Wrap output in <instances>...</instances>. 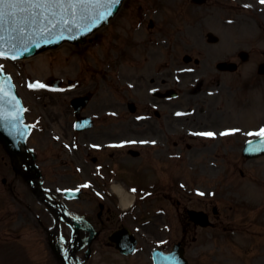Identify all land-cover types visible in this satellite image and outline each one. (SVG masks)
<instances>
[{
    "label": "flooded vegetation",
    "instance_id": "af4514ba",
    "mask_svg": "<svg viewBox=\"0 0 264 264\" xmlns=\"http://www.w3.org/2000/svg\"><path fill=\"white\" fill-rule=\"evenodd\" d=\"M197 66L191 75L202 77L198 80L193 92L187 97L181 96L178 101H162L153 95L147 94V90L153 86L154 89L161 88L167 83V77L159 75L150 76L147 81L143 77L133 79V84L128 90V101L134 108L133 111L128 110V115L132 116V121L137 124H144V132L141 133L150 142L155 139L156 142L149 149H139V154L134 157L128 152L130 146L126 149H117L108 146L109 142L116 139V134L112 127H107L103 132L88 133L84 135V141L81 149L84 153V159L89 162H96L94 169L92 166H83L77 171H94L104 173L101 180L103 185H107L111 176L108 173L120 174L122 177L129 172H152L158 173L156 178L157 188L167 190L165 203L159 204L163 209L159 213H141L130 212L121 214L117 207V201L114 198L107 197L105 201L95 203L94 212L87 214L82 212L93 226L96 233L93 238L88 241V231L80 230L81 240L79 245L88 242L89 253L102 251L106 247L115 248L116 243L109 240L112 232L125 227L129 232L134 233L138 237H143L142 243L139 245L140 250L135 254L133 259L129 256L121 257L119 260L111 261L110 264H152L148 249L150 240H163L161 248L163 250H171L173 244L179 243L184 248L185 253L191 250L193 257L197 258L198 247L193 245L197 242L199 233L210 228V233L215 235L225 231L231 223L234 211H238L229 203H223L219 198L210 196L205 199H197L183 196V194L175 187L177 177L173 175L180 170L184 157L196 155L200 148L210 152V159L218 160L221 157H227L230 166L238 168L246 163V158L237 150L238 142L236 139L223 137H212L210 141H197L193 144L194 137L191 131L197 129L196 124L205 120H213L217 117L216 95L210 96V60L205 59L201 65L196 61ZM213 76V75H211ZM180 92V90H178ZM112 106L117 108V102ZM103 107V105H100ZM186 110L187 114L177 116V111ZM191 110V112H190ZM144 117L136 120L135 116ZM210 128H216L210 122ZM200 129V128H199ZM116 142V141H115ZM95 146H98L96 148ZM189 154V155H187ZM232 156V159L229 157ZM241 174L242 170L240 169ZM167 173L169 175H167ZM202 210L208 220L209 227H201L196 224L187 213V209ZM247 218L250 226L255 225L256 216L253 215L248 219L250 214L242 213ZM91 216V217H90ZM244 223V220L234 222L235 227ZM86 248V247H85ZM116 249V248H115ZM97 262V263H96ZM96 264H102L104 260H97Z\"/></svg>",
    "mask_w": 264,
    "mask_h": 264
},
{
    "label": "rangeland",
    "instance_id": "374dc122",
    "mask_svg": "<svg viewBox=\"0 0 264 264\" xmlns=\"http://www.w3.org/2000/svg\"><path fill=\"white\" fill-rule=\"evenodd\" d=\"M234 3L242 8L236 9V7H233V9H227L225 4L223 6L196 7L189 0H150V7H148L150 12L146 18L151 16L155 19L157 25L160 26L161 32H158L160 29H156L157 32L149 29L148 32L151 34L146 35L135 29V41L141 44L134 46L132 52L136 54L142 51V36H145L143 38L147 36L165 38L170 36L168 33L169 29H179L180 27L182 32L178 35L181 36L201 37L205 35L206 31L210 30L220 38L219 43L223 46H225L224 43H229L230 48H235L241 46L237 45V43L247 40L248 43L253 44L259 42L260 46L264 48V4L261 3V0H236ZM124 13H126L125 10L115 21L100 30L92 43L79 46L78 48L64 44L56 50L45 52L32 60L19 64L18 69L22 73L16 72V74L22 83L27 75L33 79H43L44 82L54 77H62L63 84H67L69 78L74 79L76 77L80 78L81 82V74H83L84 70H87L86 66H90L96 71L93 75L85 72L87 74L83 78V81L86 78L85 83L81 82L78 88H75L72 92H53L52 95L43 93L45 97L40 102H37L36 94H28L25 89L20 88L21 94L30 102L31 110H36V112L32 113V117L39 111H43L46 116L49 115L53 119L57 117L59 119L57 126L68 134L69 122L73 117L71 118L70 113L66 111L63 113V109L70 96L83 89L85 84L91 86L94 81L97 87H100V90H108L116 85L114 76L115 69L118 67L111 64L112 58L119 53L116 52L119 47L125 48L129 42L127 32H131L132 21L126 18ZM196 21L198 23L194 25L193 22ZM163 28L166 29L163 31ZM220 44L217 46L222 48ZM128 62H130L128 57L127 59L123 57L121 62L122 75L128 69ZM156 62L150 60V66L156 67ZM0 63L7 67L9 71L15 70L16 66L13 67L6 61L2 60ZM81 70L82 72L80 73ZM104 78L106 81H104ZM224 109L223 116L218 118V124L228 123L248 126L264 121V92H262L260 100L242 103L230 101L225 105ZM135 161L138 160L135 159ZM6 170L7 172H3ZM0 173L8 181L10 180V174H12L10 166L8 164L3 166L1 159ZM147 174L153 175L150 172H147ZM261 176L264 178L263 168ZM124 177L132 181L137 180L134 172H129ZM20 184L18 187L19 194L23 197L25 195L28 196L26 187L22 182ZM6 189L7 184L3 185L1 183L0 176V264H49L52 259L44 251L47 248L43 242L44 235H42L39 225L29 216L26 209L18 205L17 208L13 207L15 202L8 197ZM30 206L44 217L45 223H49L48 216L41 206L36 205L33 200L32 202L30 201ZM6 217H8L9 221L7 223ZM253 231L257 234L255 229ZM9 236L10 238H8ZM250 238L245 236L240 239L241 245L247 246L246 241ZM254 238L260 241L261 253L264 259V234L261 237L262 239ZM41 247L43 249H40ZM228 259L230 258H226L227 261H230ZM241 260H243L242 257ZM236 263H239V261H236Z\"/></svg>",
    "mask_w": 264,
    "mask_h": 264
},
{
    "label": "snow or ice",
    "instance_id": "6c2138e0",
    "mask_svg": "<svg viewBox=\"0 0 264 264\" xmlns=\"http://www.w3.org/2000/svg\"><path fill=\"white\" fill-rule=\"evenodd\" d=\"M89 0H0V24L12 21L15 23L18 15H24V18L31 17L33 21L39 18L41 21L47 20L49 24H52L50 17H55L57 15L56 10H60L62 13H71L73 17L76 16L78 5H83L88 3ZM93 2H98V0H93ZM108 5L104 13H101L99 20H104L107 15L112 12V6L120 3V0H105ZM264 3V0H261ZM66 22V21H65ZM99 21H97L98 23ZM94 26V25H93ZM55 27V24H52ZM49 28H44L42 31H50ZM90 29H85L88 31ZM22 32L23 29H20ZM27 51V49H24ZM5 51L0 49V56H4ZM15 59L16 56H12ZM44 87L43 84L30 85V87ZM179 115V113L177 114ZM239 131L238 129H233L231 132ZM228 132L221 133V135H227ZM199 135L204 136H214L212 132L199 133ZM252 135V133H249ZM255 135L264 136V127H262ZM264 143V140L261 141ZM86 186V185H85ZM134 191V190H133ZM203 195V193H201Z\"/></svg>",
    "mask_w": 264,
    "mask_h": 264
},
{
    "label": "water",
    "instance_id": "95a60500",
    "mask_svg": "<svg viewBox=\"0 0 264 264\" xmlns=\"http://www.w3.org/2000/svg\"><path fill=\"white\" fill-rule=\"evenodd\" d=\"M120 2H121V0H120ZM119 5H120V3L112 6L111 14L107 15L104 20H99L100 14L104 13L106 8L108 7L107 6L104 8L105 1L102 3H99V6L97 7V9L99 11L96 12V8H95V9H93L94 13H92L91 15L88 16L85 13L84 16L83 15L79 16L77 18V20H73V22H70V24H69L70 26L68 28L61 27V30L68 33L69 36H66V34H61L59 36L50 38L49 40L43 39L40 42L31 45L29 47L30 49H27V51H23L22 53L27 54L28 52L33 51V49L36 47H40V46L46 47V46L53 45V44L57 43L59 40L64 39V38L69 39V40H74L75 42H77V41L83 42L85 39V35L87 33H90V31H92L93 29L98 27L100 24L105 22L107 19H109L117 11V9L119 8ZM23 16L24 15H18L15 23H13L12 21H8L9 22L8 26H5L6 31L8 33H7V35H5L4 39H6V40L14 39L16 37V35H18L20 29H22V23L26 24V27H27L28 22L25 23V22L19 20ZM50 19H51V17H50ZM97 21H99V22L97 23ZM85 29H90V30L85 31ZM22 34H23V31L21 32V35ZM20 43H21V41H17L15 44L17 45Z\"/></svg>",
    "mask_w": 264,
    "mask_h": 264
},
{
    "label": "bare ground",
    "instance_id": "6f19581e",
    "mask_svg": "<svg viewBox=\"0 0 264 264\" xmlns=\"http://www.w3.org/2000/svg\"><path fill=\"white\" fill-rule=\"evenodd\" d=\"M124 197H125V199H127V197H128V200L123 201L124 205H127L129 202V196L127 194H124Z\"/></svg>",
    "mask_w": 264,
    "mask_h": 264
}]
</instances>
